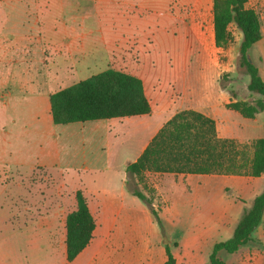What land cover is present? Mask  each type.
Here are the masks:
<instances>
[{
  "label": "crops",
  "instance_id": "0c3cea01",
  "mask_svg": "<svg viewBox=\"0 0 264 264\" xmlns=\"http://www.w3.org/2000/svg\"><path fill=\"white\" fill-rule=\"evenodd\" d=\"M91 1L84 8L76 1L66 8L63 0H0V90L7 93L5 103L0 102V170L41 168L47 173L54 171V175L59 176L69 171L79 178V187L73 189L74 198L75 192L80 190L94 218L95 228L88 245L70 264H166V245L162 243L161 229L152 216L153 206L145 207L140 199L125 191V178L120 180L123 184L111 187L116 181L108 176L115 171L108 164V152L104 151L105 144H102V135H108L106 129L110 126L104 129L101 125L104 120L63 125L52 122L49 96L61 89L54 86L59 85L63 73H68L76 63L85 64L84 56H92L94 47H102L105 37L101 24L140 28L141 25L166 23L164 9L157 15V0H100L97 6ZM253 2L264 4V0ZM249 4L250 0H247L246 6L251 8ZM192 5L194 9L211 11L213 31V0H192ZM259 42L254 45L264 54V43ZM44 53L48 54L47 57ZM155 88H165L164 83L157 84ZM143 89L152 108L154 99L147 94L144 84ZM221 98L229 100L228 96ZM172 115L162 122L165 123ZM105 121L111 125L112 119ZM16 122H31L32 128L17 126ZM162 122L153 128L137 157L163 125ZM27 139L31 140V145ZM15 140L25 146V150L14 148ZM130 162L133 161H126L122 168ZM96 172L101 173L103 179L98 181L94 177ZM153 174L154 180L162 176L153 187L163 201L169 202L159 212L162 228L180 234L168 244L174 264H205L212 245L219 240L217 236L226 234L225 239L230 236L231 214L222 209L221 178L228 179L224 183L232 194L249 196L251 200L259 194L252 193L254 185L264 181V175L187 174V191L174 190L177 184L169 177L177 174ZM180 175L183 177L185 174ZM75 208L76 204L72 210ZM65 218L61 222L64 235ZM237 222L235 220L233 226ZM58 223L53 214L51 218L40 220L36 228L55 231ZM254 232L258 233L259 242L264 244V211ZM6 242L0 247L12 246L17 249L16 256H23L25 252L22 250L35 249L39 244L33 240L14 244ZM55 244L46 242L48 249H53L49 253L52 261L37 264L66 262L65 247L55 249ZM5 255L4 262L0 264H18L12 256ZM223 261L224 264H264V251L244 245L232 253L229 260Z\"/></svg>",
  "mask_w": 264,
  "mask_h": 264
},
{
  "label": "rangeland",
  "instance_id": "374dc122",
  "mask_svg": "<svg viewBox=\"0 0 264 264\" xmlns=\"http://www.w3.org/2000/svg\"><path fill=\"white\" fill-rule=\"evenodd\" d=\"M75 1L84 8L91 0H63V4L68 8ZM91 2H95L94 5L97 6L100 0ZM156 5L157 15H160L162 9L166 12L164 25H141L139 28L101 24L105 37L102 47L100 49L94 47L92 56H84L85 64L76 63L68 73L62 74L59 85L54 86L66 88L107 69L123 71L142 80L147 94L154 99L151 108L153 113L112 119L111 125L105 120L101 123L104 129L107 125L110 126L106 129L108 135H102V144H105L104 151L108 152V164L115 171V174L108 176L116 181L111 187L116 188L118 183L123 184L120 180L125 178L123 187L129 193V182H126L127 179L129 180V174L126 167L123 169L122 166L126 161L136 159L153 128L176 111L192 108L211 117L221 137L243 143L264 137V112L247 119L226 108V104L231 101L252 102L259 98L257 94L247 90L249 77L236 65L241 41L240 32L230 24L227 44L216 47L209 9H194L192 0H157ZM248 6L255 10L259 17L261 30L259 41L264 43V4L250 0ZM45 8L48 9V6L45 5ZM45 55L47 57L48 54L44 53ZM247 56L264 79V54L258 46L253 45L248 50ZM159 83H164L165 88L156 89L155 86ZM6 95V90H0L1 103L7 100ZM221 96H228V102ZM16 124L27 126V129L32 128L31 122H16ZM29 144H32L31 140ZM16 147L17 150H25V146L17 140L14 141V148ZM69 147L71 148L72 145ZM100 156L103 159V155ZM120 171L121 173L118 174ZM153 173L155 172L144 173L145 187L140 183L139 188L151 198V206L161 219L159 212L169 202L163 201L153 187V184L162 177L158 176L154 180ZM100 176L101 173L94 174L98 181L103 179ZM186 177L187 174L183 177L180 174L170 175V180L177 184L174 190L189 191ZM220 181L222 209L231 214L229 216L231 222L228 226L232 227L233 232L234 221L239 220L243 211L250 207L252 200L249 196L232 194L224 183L228 181L227 178H221ZM78 187L79 178L72 176L69 171L59 176L54 175V171L47 173L41 168L1 169L0 244L6 241H12L14 244L24 240H33L39 244L35 249L22 250L25 252L23 256H16L17 249H13L12 246L0 247V263L4 262L5 253L12 256L18 264L52 261L49 253L53 249H48L46 242H55V249L65 247L61 222L75 207L73 189ZM254 187L252 193H261L264 191V181L257 182ZM147 206L150 205L145 204V207ZM53 214L55 220L59 221L55 231L46 232L44 229L36 228L40 220L51 218ZM179 235L177 232L161 229L162 243L167 246ZM225 235L217 236L218 241L225 240ZM251 236L254 241L245 246L264 251V244L257 239L258 233L253 232ZM231 254L221 251L219 257L222 260H229Z\"/></svg>",
  "mask_w": 264,
  "mask_h": 264
},
{
  "label": "trees",
  "instance_id": "16d2710c",
  "mask_svg": "<svg viewBox=\"0 0 264 264\" xmlns=\"http://www.w3.org/2000/svg\"><path fill=\"white\" fill-rule=\"evenodd\" d=\"M247 0H213V36L216 47L228 42V26L233 24L241 34L236 65L249 77L247 90L259 98L252 102L231 101L226 108L243 118L252 119L264 112V81L258 68L247 56L248 50L261 39L257 13L246 6ZM50 113L54 124H68L148 115L151 105L140 78L129 73L107 69L77 83L59 89L49 96ZM129 174L128 190L143 203L151 205L139 188L146 171L155 173L236 175L259 177L264 175V137L250 143L220 138L215 122L203 113L185 109L174 113L158 129L141 154L126 165ZM143 187H145L143 183ZM76 208L65 218V259L71 261L92 239L95 221L85 197L75 192ZM264 211V191L256 195L250 207L243 211L231 236L212 245L205 264H224L218 253L236 252L254 241L251 236L259 225ZM152 216L162 229L155 209ZM166 264H174L166 245Z\"/></svg>",
  "mask_w": 264,
  "mask_h": 264
},
{
  "label": "water",
  "instance_id": "95a60500",
  "mask_svg": "<svg viewBox=\"0 0 264 264\" xmlns=\"http://www.w3.org/2000/svg\"><path fill=\"white\" fill-rule=\"evenodd\" d=\"M150 208H152V206L150 205ZM166 240V239H165Z\"/></svg>",
  "mask_w": 264,
  "mask_h": 264
}]
</instances>
